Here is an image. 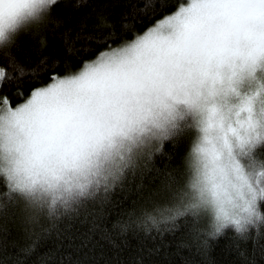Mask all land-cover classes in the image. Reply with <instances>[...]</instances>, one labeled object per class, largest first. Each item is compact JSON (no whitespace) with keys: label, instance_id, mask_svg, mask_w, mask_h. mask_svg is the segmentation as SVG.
Segmentation results:
<instances>
[{"label":"trees","instance_id":"obj_1","mask_svg":"<svg viewBox=\"0 0 264 264\" xmlns=\"http://www.w3.org/2000/svg\"><path fill=\"white\" fill-rule=\"evenodd\" d=\"M178 3L57 0L41 21L0 47V67L12 77L0 86V97H8L13 107L21 104L53 74L64 76L99 52L134 39ZM189 139L190 134L165 142L162 151L126 172L106 200L89 201L86 209L32 219L22 199H0V264H264V225L243 235L228 228L212 237L201 217L178 218L175 228L142 221L145 211L167 204L182 183ZM256 155L264 159V145ZM5 190L0 178V193Z\"/></svg>","mask_w":264,"mask_h":264},{"label":"snow or ice","instance_id":"obj_2","mask_svg":"<svg viewBox=\"0 0 264 264\" xmlns=\"http://www.w3.org/2000/svg\"><path fill=\"white\" fill-rule=\"evenodd\" d=\"M56 3L57 0H0V26L19 24V32L41 21ZM169 12L143 37L137 36L131 46L109 47L83 63L80 82L88 89V98L77 109H45L36 104L38 98L59 100L65 86L73 82L55 74L46 85L34 87L30 98L17 104L15 110L8 97H0V113H6L0 115V178L6 189L0 199H22L18 192L21 177L50 174L63 177L69 189L81 179L88 184L79 186L90 189L71 204L64 201L62 207L51 208L53 216L68 212L65 209L69 207L86 209L89 201L106 200L126 172L135 170L145 156L162 151L165 142L188 135L177 125L168 128L160 124L152 112L151 80L140 71L143 49L149 42L159 47L170 44L173 38L177 43H187L192 33L202 28L264 30V0H187V6L185 0H179L175 10ZM165 27L171 30V36L162 34ZM101 68L108 69V73L99 75ZM20 75H24L23 69ZM11 79L0 67V86ZM235 168L240 174L238 164ZM245 186L250 199L244 209V227L236 231L241 235L264 225V213L260 211L264 205V172L255 180L246 179ZM187 212L172 198L151 212L145 211L141 219L155 227L163 223L175 228L178 218L196 217ZM36 217L33 214L32 219Z\"/></svg>","mask_w":264,"mask_h":264},{"label":"clouds","instance_id":"obj_3","mask_svg":"<svg viewBox=\"0 0 264 264\" xmlns=\"http://www.w3.org/2000/svg\"><path fill=\"white\" fill-rule=\"evenodd\" d=\"M19 27L0 26V47L13 42ZM162 34L169 37L171 30L165 27ZM137 36L121 45L131 46ZM141 61L140 71L151 80L149 99L158 122L190 134L182 183L172 189V198L188 209V215L206 219L209 236L228 228L238 231L244 227L250 199L245 180H255L264 172V159L256 155L264 145V30L198 29L187 43L173 38L159 47L149 42ZM82 69L64 75L73 82L59 100L38 98L36 104L69 111L80 107L88 98V89L80 82ZM108 71L101 68L98 74ZM81 184L88 181L81 179L69 189L60 176H24L18 192L32 214L53 216L51 208L87 194L90 189Z\"/></svg>","mask_w":264,"mask_h":264},{"label":"rangeland","instance_id":"obj_4","mask_svg":"<svg viewBox=\"0 0 264 264\" xmlns=\"http://www.w3.org/2000/svg\"><path fill=\"white\" fill-rule=\"evenodd\" d=\"M262 72H263V73H262ZM261 73H262L261 75H264V70H261Z\"/></svg>","mask_w":264,"mask_h":264}]
</instances>
